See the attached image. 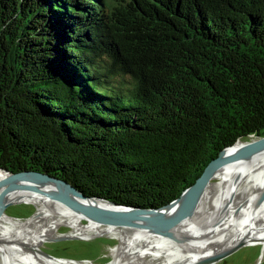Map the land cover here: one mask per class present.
<instances>
[{
	"label": "trees",
	"instance_id": "trees-1",
	"mask_svg": "<svg viewBox=\"0 0 264 264\" xmlns=\"http://www.w3.org/2000/svg\"><path fill=\"white\" fill-rule=\"evenodd\" d=\"M2 8L0 167L158 208L223 149L264 136V0Z\"/></svg>",
	"mask_w": 264,
	"mask_h": 264
},
{
	"label": "bare ground",
	"instance_id": "bare-ground-1",
	"mask_svg": "<svg viewBox=\"0 0 264 264\" xmlns=\"http://www.w3.org/2000/svg\"><path fill=\"white\" fill-rule=\"evenodd\" d=\"M2 193L0 202L18 196ZM33 215L0 214V264H210L228 249L264 246V152L240 157L222 168L185 213L140 216V225L84 217L55 201L32 195ZM98 206L117 211L104 203ZM67 235L119 239L113 260L94 263L55 257L40 250L47 240Z\"/></svg>",
	"mask_w": 264,
	"mask_h": 264
},
{
	"label": "water",
	"instance_id": "water-1",
	"mask_svg": "<svg viewBox=\"0 0 264 264\" xmlns=\"http://www.w3.org/2000/svg\"><path fill=\"white\" fill-rule=\"evenodd\" d=\"M1 1L0 31L3 33L5 25H3L2 7L6 0H3V3ZM3 47L4 44L0 39V51L6 54V52H4L5 48L3 51ZM46 135L53 140H59L61 137L57 130L47 132ZM261 152H264V136L257 137L249 135L237 140L232 146L226 147L216 158L212 159L203 169L201 174L195 179L194 183L185 188L178 197L158 208H137L117 205L104 198L87 196L82 191L74 187L70 182H67L58 176L46 173L35 166L30 167L29 165L28 167H15L14 169L0 167V200L2 193L6 191L19 192L18 196L0 202V214H6V208L11 205L31 204L30 200L25 198L37 195L62 204L69 209L82 214L84 217L104 222H123L131 226H138L140 225L139 223H141L140 221L138 222V218L140 216H146L147 219H150V217L161 216L162 214H169L171 212L180 214L185 213L192 205H194L209 182L222 168L237 158ZM96 203H104L109 205L108 207L118 208L119 210H110L105 207L98 206ZM34 213L35 210H33L31 215ZM31 215L25 216L24 218H15L25 219ZM62 238L75 239L78 237L60 234L59 237L52 238L47 241L51 242L55 239Z\"/></svg>",
	"mask_w": 264,
	"mask_h": 264
},
{
	"label": "rangeland",
	"instance_id": "rangeland-1",
	"mask_svg": "<svg viewBox=\"0 0 264 264\" xmlns=\"http://www.w3.org/2000/svg\"><path fill=\"white\" fill-rule=\"evenodd\" d=\"M33 210L36 211L32 204H16L6 208L5 212L9 216L24 218L31 215ZM70 228L61 225L60 234H67ZM119 243V239L110 238L108 236H94L91 239L82 238H62L55 239L51 242L46 241L41 246L45 254L71 258L77 261L108 263L113 260L111 248ZM228 249L219 259L210 264H264V246L245 245Z\"/></svg>",
	"mask_w": 264,
	"mask_h": 264
}]
</instances>
